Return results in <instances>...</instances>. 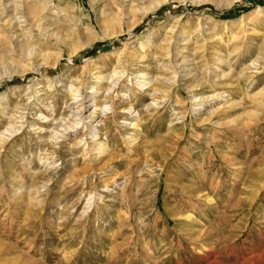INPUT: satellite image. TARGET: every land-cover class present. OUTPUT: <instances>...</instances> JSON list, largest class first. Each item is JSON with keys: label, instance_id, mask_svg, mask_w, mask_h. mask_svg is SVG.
<instances>
[{"label": "rangeland", "instance_id": "1", "mask_svg": "<svg viewBox=\"0 0 264 264\" xmlns=\"http://www.w3.org/2000/svg\"><path fill=\"white\" fill-rule=\"evenodd\" d=\"M112 1H0V264H264V0ZM33 8L69 48L24 21ZM76 91L100 107L96 166Z\"/></svg>", "mask_w": 264, "mask_h": 264}, {"label": "bare ground", "instance_id": "2", "mask_svg": "<svg viewBox=\"0 0 264 264\" xmlns=\"http://www.w3.org/2000/svg\"><path fill=\"white\" fill-rule=\"evenodd\" d=\"M1 1V0H0ZM21 0H19V2H20ZM23 1V0H22ZM50 1V0H49ZM131 2V0H113L112 2L113 3H119V4H121L122 5V7H124L125 8V13H128L129 11H126V10H129V7L130 6H132L133 4H135V3H133V4H129L128 2ZM6 2V1H5ZM9 2H10V0H9ZM33 2V1H32ZM38 2H40V1H38ZM95 3H96V1H94ZM8 3V2H7ZM25 3V2H24ZM28 3V2H27ZM36 3V2H35ZM42 3V2H41ZM145 3V2H144ZM12 4H13V2H12ZM26 4V3H25ZM40 4V3H39ZM43 4V3H42ZM41 4V5H42ZM155 4V3H154ZM4 5V4H3ZM18 5V4H17ZM41 5H40V7H41ZM99 5V12L100 13H102V14H105L106 16V20H114V18H116V16H115V14L114 13H112V10H114L113 8H112V10L110 9V3H99L98 4ZM137 5V4H136ZM16 6V5H15ZM29 6V5H28ZM43 6V5H42ZM13 7V6H12ZM21 7H23L24 8V6H22L21 5ZM25 7H27V6H25ZM46 7V6H45ZM48 7V6H47ZM51 7H53V6H51ZM114 7V6H113ZM117 7V6H116ZM6 8L8 9V11L10 10V8H11V5L8 3L7 5H6ZM20 8V7H19ZM22 8V9H23ZM31 8V7H30ZM42 8V7H41ZM44 8V7H43ZM123 8V9H124ZM136 8V7H135ZM139 8V7H138ZM149 8H151V7H149ZM0 9H2V8H0ZM34 9V8H33ZM32 9V10H33ZM38 9V8H37ZM37 9H34V11L35 12H33V13H30V14H28V15H26V19L24 20L25 22H28V24H29V26L30 27H36L37 29H38V31H39V33L41 34V36L40 37H44V38H46L47 40H51V41H53V43L54 44H57V45H59V46H64L65 48L66 47H70L71 46V42H70V37H69V35L68 34H66V33H63V32H61V31H59L56 27L57 26H55V24L53 25V19H52V23H50V24H45V23H43V20L44 19H46L45 18V14H44V12L46 13V11L48 10V9H50V8H47V10L46 11H44L43 12V10H42V12H40V11H37ZM52 9V8H51ZM73 9V8H72ZM117 9V8H116ZM27 10V9H26ZM132 10V9H131ZM135 10V9H134ZM133 10V11H134ZM55 11V10H54ZM6 11H4V12H0V21L1 20H3L2 19V17H3V13H5ZM13 12V11H12ZM15 12V11H14ZM28 12V11H27ZM32 12V11H31ZM50 12V11H49ZM19 13V12H18ZM48 13V12H47ZM12 14V13H11ZM24 14H25V12H24ZM54 14V13H53ZM57 14V13H56ZM62 14V13H61ZM61 14L59 15V17L61 16ZM117 14V13H116ZM13 15V14H12ZM9 16H11V15H9ZM8 15L6 16V17H9ZM5 17V18H6ZM21 17V16H20ZM12 18H14V17H12ZM100 18L102 19V17H101V15H100ZM98 19V24L100 25V28L102 29V32H104L105 34L107 33V31H106V27H104V25H103V22H102V20L101 19ZM55 19V18H54ZM61 19L63 20V22L65 21V22H67V23H70V24H72L73 25V27H74V29H76L77 30V32H75L76 33V37H81L83 40H86L87 42H89V41H92V39H94V37L92 38L91 36H89L88 34H90V33H87L86 32V29H84L85 27H84V23H83V20H82V18H79V17H77V16H74V15H63V16H61ZM47 20V19H46ZM58 20H60V19H58ZM20 21H21V19H20ZM23 22V21H22ZM115 22H117V21H115ZM1 23H3V22H1ZM55 23V22H54ZM57 24V23H56ZM59 24V23H58ZM7 25H9V23L7 24ZM25 25H26V23H25ZM60 25V24H59ZM24 26V25H23ZM114 27V26H113ZM27 28V27H26ZM132 28V27H131ZM28 29H30V28H28ZM34 29V28H33ZM75 30V31H76ZM23 31V30H22ZM28 31V30H27ZM73 31V30H72ZM7 32H8V30H7ZM29 32V31H28ZM28 32H26V33H28ZM255 32V31H254ZM25 32H23V34H24ZM32 33V32H31ZM104 33H103V35H104ZM8 34V33H7ZM15 34V33H14ZM35 34V33H34ZM114 34V33H113ZM117 34V33H116ZM6 35V34H5ZM36 35H38V34H36ZM110 35H111V33H110ZM208 35H209V33H208ZM8 36V35H7ZM13 36V35H12ZM20 36V34H17L16 35V37H19ZM34 36V35H33ZM1 37H2V35H1ZM11 37V36H10ZM9 36H8V38H10ZM35 37V36H34ZM39 37V36H38ZM73 37V36H72ZM75 37V36H74ZM21 38V37H20ZM98 38V37H97ZM12 39V38H11ZM18 39V38H17ZM23 39H24V37H23ZM30 39H32V38H29V40ZM37 39V38H36ZM73 40L75 39V38H72ZM71 39V40H72ZM214 39V38H213ZM4 40H5V38H4ZM27 40H28V38H27ZM28 40V41H29ZM33 40V39H32ZM40 40H42V39H40ZM79 40V39H78ZM99 40V39H98ZM101 40V39H100ZM9 41H11L10 39H9ZM44 41V40H43ZM80 41V40H79ZM13 42V41H12ZM27 42V41H26ZM39 42V41H38ZM49 42V41H48ZM81 42V41H80ZM79 42V43H80ZM34 43V42H33ZM37 43V42H36ZM85 43V42H84ZM22 43H20V46H19V48L22 50V53L24 54V55H26V57H27V60L29 59L30 61L31 60H41V56H42V52H40V51H38L35 47H32V46H27V45H25V44H23V46L21 45ZM49 44H50V42H49ZM8 45H10V44H8ZM13 45V44H12ZM82 45V44H81ZM88 45V44H87ZM168 45H169V43H168ZM35 46V45H34ZM40 46V45H39ZM42 46V45H41ZM44 46V45H43ZM83 46V45H82ZM86 46V45H85ZM89 46V45H88ZM91 46V45H90ZM17 47V46H16ZM39 48V47H38ZM77 48V47H76ZM40 49H42V47H40ZM46 49V48H45ZM44 49V50H45ZM6 51H7V49H5ZM19 50V49H18ZM18 50H16V51H18ZM59 50V49H58ZM68 50H70V49H68ZM80 50V49H79ZM166 50H168L167 48H166ZM9 51V50H8ZM15 51V52H16ZM42 51V50H41ZM53 51V50H52ZM171 51L172 50H170V53H171ZM11 52V51H10ZM54 52V51H53ZM131 52H133V51H131ZM168 52V51H167ZM9 53V52H8ZM12 53V52H11ZM18 53V52H17ZM67 53V52H66ZM76 53V52H75ZM135 53V52H134ZM19 54H20V52H19ZM18 54V55H19ZM2 55H4V54H2ZM12 55V54H11ZM21 55V54H20ZM19 55V56H20ZM49 55H50V53H49ZM73 55H74V53H73ZM127 55H129V54H127ZM165 55H167V54H165ZM5 56V55H4ZM22 56V55H21ZM53 56H54V53H53ZM60 57L62 56V55H59ZM58 56V57H59ZM168 56H170V54L168 55ZM25 57V58H26ZM132 57H134V56H132ZM21 58V57H20ZM23 58V57H22ZM21 58V59H22ZM43 58H45V57H43ZM42 58V59H43ZM52 58H56L57 59V57H52ZM62 58V57H61ZM72 58V56L69 54V56H68V58L67 59H71ZM131 58V57H130ZM176 58H177V56H176ZM175 58V59H176ZM62 59H66V58H62ZM217 59V58H216ZM44 60V59H43ZM132 60V59H131ZM141 60V59H140ZM45 61V60H44ZM70 61V60H69ZM11 62V61H10ZM9 62V63H10ZM26 62V61H25ZM32 62V61H31ZM34 62V61H33ZM42 62V61H41ZM45 62H47V61H45ZM131 62V61H130ZM35 63V62H34ZM49 63V62H48ZM62 63V62H61ZM23 64V63H22ZM38 66H40V65H44V62H42V63H39L38 62ZM51 64V63H50ZM55 64V63H54ZM53 64V65H54ZM185 64V63H184ZM25 65V64H24ZM46 65V64H45ZM53 65H52V67H53ZM134 65V64H133ZM177 65V64H176ZM187 65V64H186ZM185 65V66H186ZM1 66V65H0ZM132 67V66H131ZM129 68V67H128ZM138 69V68H137ZM25 70V69H24ZM27 70H28V68H27ZM124 70V69H123ZM16 71H20V70H18L16 67H12L11 66V69H10V71H8L9 73H11V72H16ZM35 71V70H34ZM92 71V70H91ZM121 70H114V73L112 74V76H107V75H98L97 77L99 78V79H101V80H104L105 81V79H109L110 78V83H112L113 85H116V84H118L119 83V81H121V79H122V77H123V75L126 73V71H125V73H123V75L122 74H120L121 72H120ZM139 71V70H138ZM188 71V70H187ZM28 72V71H27ZM29 72H31V71H29ZM137 72V71H136ZM176 72V71H175ZM131 73V72H130ZM146 73V72H145ZM179 73H180V71H179ZM68 74V73H67ZM91 75H92V73H90ZM132 74V73H131ZM135 74V73H134ZM176 74V73H175ZM8 75V74H7ZM27 75V74H26ZM96 75H97V73H96ZM136 75V74H135ZM68 76V75H67ZM132 76V75H131ZM139 76H140V74H139ZM10 77V76H9ZM71 77V76H70ZM69 77V78H70ZM92 77H96L95 75L93 76L92 75ZM137 77H138V75H137ZM140 77H144L145 79L146 78H148V75H146V74H143V75H141ZM150 77V76H149ZM161 77V76H160ZM85 78V77H84ZM97 78V79H98ZM141 78V79H142ZM153 78H155V77H153ZM152 78V79H153ZM157 78V77H156ZM137 79H139V78H137ZM152 79L150 78L149 80H151L152 81ZM76 80V79H75ZM156 80V79H155ZM77 81V80H76ZM159 81V80H158ZM50 82V81H49ZM62 82H64V81H62ZM68 83H69V81H67ZM67 82H65V83H67ZM100 82V81H99ZM103 82V81H102ZM143 82V81H142ZM160 82V81H159ZM167 82V81H166ZM145 83V82H144ZM86 84V83H85ZM139 84V83H138ZM152 85V83H149V85ZM52 85V84H51ZM54 85V84H53ZM68 85V84H67ZM147 85H148V83H147ZM39 86V85H38ZM70 86V85H69ZM79 86H81V85H78V87ZM112 86V85H111ZM141 86V85H140ZM37 87V86H36ZM51 87V86H50ZM110 87V86H109ZM115 87V86H114ZM142 87V86H141ZM95 88V87H94ZM71 89H72V87H71ZM70 89V90H71ZM73 89H75V88H73ZM72 89V90H73ZM69 90V91H70ZM92 90V89H91ZM42 91H44V90H42ZM90 91V90H89ZM98 91H99V89H95V90H92L91 91V93H93V95H94V93H98ZM107 91H110L109 90V88H108V90ZM155 91V90H154ZM156 91H158V90H156ZM37 92H38V90H37ZM72 92V91H71ZM79 92V91H78ZM75 93V101H74V104H76V108H75V115H77V116H79L78 118L76 117L75 119H77V120H79V121H75V123L73 124V126H71V128H72V130L74 129V128H78L79 126V124H81V122L83 121V120H85V122L83 123V125H82V127H84V132H85V134H84V136L85 135H87V134H92V135H90V136H92V140H93V143H92V147H89L90 148V150L88 149L87 151L90 153L89 155H88V152H87V158L89 159V164L90 163H92L93 165H95V163L98 161V160H100L103 156H105L106 154H107V152H108V149H109V144H108V142L107 141H105V140H101V138L99 137V134H98V132H99V127H97V125L101 122V120L99 119L98 121L96 120V115H97V112H98V110H100V107H98V105L97 106H95L94 104H92L91 103V100L92 99H89V100H87V101H85V102H82V103H79V100L77 99L78 97V94H77V91L76 92H74ZM263 93V92H262ZM6 94V93H5ZM159 94V93H158ZM93 95H91L92 97H93ZM259 95V94H258ZM1 96V95H0ZM88 96V95H87ZM210 96V95H209ZM46 97V96H45ZM89 97V96H88ZM201 97V96H200ZM218 97H219V95H218ZM74 99V98H73ZM255 99V98H254ZM95 100V99H94ZM195 100H197L196 98H195ZM3 101V100H2ZM5 101V100H4ZM72 102V101H71ZM0 103H3V102H0ZM154 103V102H153ZM73 104V103H72ZM93 105L95 106L94 108H92L93 107ZM231 105V104H230ZM108 106V105H107ZM106 107V106H105ZM103 108V107H102ZM198 109V108H197ZM125 110V109H124ZM103 111V110H102ZM102 111H100V112H102ZM122 111V110H121ZM127 113L128 112H132L131 114H133V113H135V111H132V109H128V110H125ZM72 112V111H71ZM54 114V113H53ZM71 115V114H70ZM99 115V114H98ZM134 115V114H133ZM100 116V115H99ZM41 117V116H40ZM47 117V116H46ZM44 118V117H43ZM70 118V117H69ZM53 119V118H52ZM71 119V118H70ZM102 119V118H101ZM45 120V122H48L49 120H46V119H44ZM73 120V119H72ZM52 121V120H51ZM55 123V122H54ZM71 123V122H70ZM134 122H132V124H133ZM56 124V123H55ZM33 126V125H32ZM101 126V125H100ZM132 127V126H131ZM133 127H135L136 129L138 128L139 129V126H138V124L136 123V124H134L133 125ZM70 129V128H69ZM78 130V129H77ZM81 130V129H80ZM83 130V129H82ZM66 131V130H65ZM16 133V132H15ZM14 133V134H15ZM57 133V132H56ZM53 134V133H52ZM1 136V135H0ZM83 136V137H84ZM90 136L88 137V138H90ZM4 137V136H3ZM51 139V138H50ZM126 139V138H125ZM127 142L128 143H135L134 142V140H136L135 139V136H127ZM88 143V142H87ZM86 144V143H85ZM91 145V144H90ZM132 145V144H131ZM89 146V145H88ZM88 146L86 147V148H88ZM107 158V157H106ZM107 160V159H106ZM102 165V164H101ZM96 166V165H95ZM98 167V166H97ZM91 168V167H90ZM101 168V167H100ZM101 170V169H100ZM95 173V172H94ZM95 200V199H94ZM90 205V204H89Z\"/></svg>", "mask_w": 264, "mask_h": 264}]
</instances>
